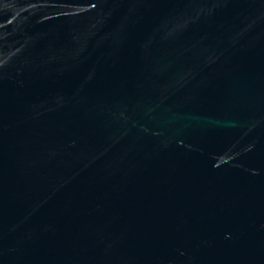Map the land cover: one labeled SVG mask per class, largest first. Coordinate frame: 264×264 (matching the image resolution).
I'll return each mask as SVG.
<instances>
[{
  "label": "water",
  "instance_id": "obj_1",
  "mask_svg": "<svg viewBox=\"0 0 264 264\" xmlns=\"http://www.w3.org/2000/svg\"><path fill=\"white\" fill-rule=\"evenodd\" d=\"M0 264H264V0H0Z\"/></svg>",
  "mask_w": 264,
  "mask_h": 264
}]
</instances>
